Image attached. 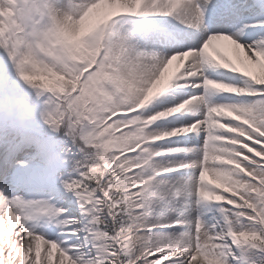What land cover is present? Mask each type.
<instances>
[{
	"label": "snow or ice",
	"instance_id": "obj_1",
	"mask_svg": "<svg viewBox=\"0 0 264 264\" xmlns=\"http://www.w3.org/2000/svg\"><path fill=\"white\" fill-rule=\"evenodd\" d=\"M124 17L191 32L148 49ZM234 249L264 254V0H0V264H240Z\"/></svg>",
	"mask_w": 264,
	"mask_h": 264
},
{
	"label": "bare ground",
	"instance_id": "obj_2",
	"mask_svg": "<svg viewBox=\"0 0 264 264\" xmlns=\"http://www.w3.org/2000/svg\"><path fill=\"white\" fill-rule=\"evenodd\" d=\"M250 14V13H249ZM251 14H253V13H251ZM250 14V17L252 16ZM214 15V13L212 14V16ZM131 18H133V19H135V17H124V18H122V20L120 21V25H122L125 21H128L129 19H131ZM149 19H152V20H167V19H169L170 17H148ZM249 19V18H248ZM248 19H246V22L248 21ZM249 22V21H248ZM129 29H127V30H130L131 31V29H134L135 27H136V24L135 23H133V22H130L129 23ZM191 31V30H190ZM185 38H188L187 36H185ZM175 64H176V62H174L173 63V65L172 66H170L169 67V70L172 72V70L175 68ZM168 70V71H169ZM166 75H167V73H166ZM232 101H234L233 99H232ZM162 123H165V125L167 126V127H172V126H176L175 124H171L170 123V121H162V122H159V124H162ZM203 142V139L202 138H197V137H194L193 139H192V136L191 137H176V138H173V140L172 141H170L169 143L170 144H172L173 146L174 145H176L177 143H183V144H192V143H202ZM209 179H211V177H209ZM39 193V190H37V189H31V190H28V191H25V190H21V195H24L26 198H29V199H36V197L37 196H41V195H43V193L42 192H40L41 194H38ZM214 205H216V208H215V206ZM208 206H210V207H214L215 208V211L213 212V218H212V220L211 221H213L214 223L216 222V219L217 218H219V213L217 212V207H219L220 206V204L219 203H211V204H206L205 206H204V208L205 207H208ZM29 225L31 226V225H36L37 226V231H45V230H43L42 228H40L39 227V225H37V224H35L33 221H29ZM157 231H161V229H158ZM162 231H172L171 229H163ZM50 236V235H49ZM234 250H238V249H234Z\"/></svg>",
	"mask_w": 264,
	"mask_h": 264
},
{
	"label": "rangeland",
	"instance_id": "obj_3",
	"mask_svg": "<svg viewBox=\"0 0 264 264\" xmlns=\"http://www.w3.org/2000/svg\"><path fill=\"white\" fill-rule=\"evenodd\" d=\"M170 20L169 21H171V22H173L174 21V19L173 18H169ZM180 25V24H179ZM125 29V28H124ZM137 36V38L141 41V43L142 44H144L148 49H149V42L147 41V40H143V38L142 37H140L139 35H136ZM147 41V42H146ZM244 83V82H243ZM239 85H242V84H239ZM257 99H261V98H257ZM236 100V99H235ZM234 100V101H235ZM259 100H257V101H259ZM249 101H250V103H252V102H255V101H253L251 98H249ZM158 127H161V128H165V127H167L166 125H165V123H162V124H158L157 125ZM214 206H216V205H214ZM213 207H209V209H208V211H211V210H213L212 209ZM205 216H206V214L204 215V217L203 218H205ZM213 218V216L212 215H209V218ZM38 221V223L37 224H43L44 223V220L41 218V219H39V220H37ZM48 233H49V235H50V237L52 236V230H51V228H48V231H47ZM239 251V255L242 257V259H241V261H240V263L241 264H244V260H243V258H247L248 259V261H249V264H251V261H253V260H255L256 259V257L257 256H259L258 258V260H255V261H257L258 262V264H259V262L261 261V257H262V255H264V254H261V253H259L257 250H253V249H239L238 250Z\"/></svg>",
	"mask_w": 264,
	"mask_h": 264
},
{
	"label": "clouds",
	"instance_id": "obj_4",
	"mask_svg": "<svg viewBox=\"0 0 264 264\" xmlns=\"http://www.w3.org/2000/svg\"><path fill=\"white\" fill-rule=\"evenodd\" d=\"M159 83V81H156L153 83L152 87L148 88L147 89V92L144 94L143 98L141 99L140 103L141 104H144V103H147L148 100L151 98V93L153 91V88L156 87V84Z\"/></svg>",
	"mask_w": 264,
	"mask_h": 264
}]
</instances>
